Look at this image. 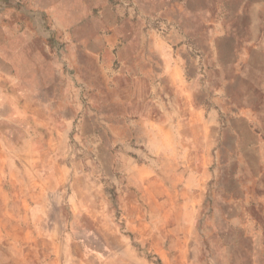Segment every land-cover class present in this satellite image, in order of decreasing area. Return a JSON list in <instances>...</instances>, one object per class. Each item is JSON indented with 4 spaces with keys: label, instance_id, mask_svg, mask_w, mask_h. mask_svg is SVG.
Returning a JSON list of instances; mask_svg holds the SVG:
<instances>
[{
    "label": "rangeland",
    "instance_id": "obj_1",
    "mask_svg": "<svg viewBox=\"0 0 264 264\" xmlns=\"http://www.w3.org/2000/svg\"><path fill=\"white\" fill-rule=\"evenodd\" d=\"M0 102V148L70 172L48 213L129 262L264 264V0H0Z\"/></svg>",
    "mask_w": 264,
    "mask_h": 264
},
{
    "label": "crops",
    "instance_id": "obj_2",
    "mask_svg": "<svg viewBox=\"0 0 264 264\" xmlns=\"http://www.w3.org/2000/svg\"><path fill=\"white\" fill-rule=\"evenodd\" d=\"M14 88V93H17ZM0 102V107H1ZM7 116L0 112V123ZM13 123L22 126L27 121L10 119ZM28 121H31L28 119ZM48 123V122H47ZM52 122H49L51 124ZM31 136V133H30ZM36 149L32 146L23 149L8 150L0 148V191L10 190L14 194L10 199L2 200L6 207L10 206L12 212L0 216V241H6L3 250L5 256L0 264H145V258L137 251L128 259L127 248L120 246L112 248L108 241V233L101 222L98 226L93 225L87 230L78 229L75 222H71L69 216L55 215L47 212L41 198L36 195L37 183L43 181L52 187L66 183L69 170L63 164L58 165L61 171L43 170L40 175V165ZM56 166V165H55ZM145 168L140 167L144 172ZM11 187V189H10ZM4 198V193L3 196ZM71 205H78L73 199ZM31 205V211L26 214L18 212L19 206ZM32 205H35L33 207ZM79 209L81 204L79 203ZM80 213L83 214V212ZM7 216H10L7 218ZM77 222V217L73 216ZM4 222L10 223L7 227ZM24 223L20 236V226ZM90 238L98 240V244H91ZM125 241L127 238L124 236ZM130 241H132L130 237ZM3 246V245H2ZM158 253H161L158 250ZM148 261V260H147ZM149 262V261H148Z\"/></svg>",
    "mask_w": 264,
    "mask_h": 264
}]
</instances>
